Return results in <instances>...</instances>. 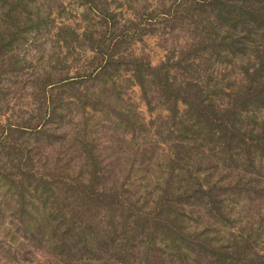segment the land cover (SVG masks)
Masks as SVG:
<instances>
[{
  "label": "trees",
  "instance_id": "16d2710c",
  "mask_svg": "<svg viewBox=\"0 0 264 264\" xmlns=\"http://www.w3.org/2000/svg\"><path fill=\"white\" fill-rule=\"evenodd\" d=\"M1 117L0 264H264V0H0Z\"/></svg>",
  "mask_w": 264,
  "mask_h": 264
},
{
  "label": "rangeland",
  "instance_id": "374dc122",
  "mask_svg": "<svg viewBox=\"0 0 264 264\" xmlns=\"http://www.w3.org/2000/svg\"><path fill=\"white\" fill-rule=\"evenodd\" d=\"M58 21H62V20L58 19ZM66 22L71 23V24H75L76 20H71V21H66ZM150 54H151V61H152L153 65H158L164 59V57L159 52L151 51ZM143 109L147 113V108L145 106H143ZM74 111H75V109H73V112ZM4 122H5V118L1 117L0 123H4ZM256 217H257V218H255L256 221L260 222L261 220L258 218V215Z\"/></svg>",
  "mask_w": 264,
  "mask_h": 264
}]
</instances>
